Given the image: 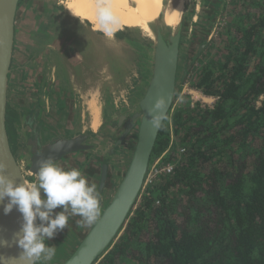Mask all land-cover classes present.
<instances>
[{
    "label": "trees",
    "instance_id": "obj_1",
    "mask_svg": "<svg viewBox=\"0 0 264 264\" xmlns=\"http://www.w3.org/2000/svg\"><path fill=\"white\" fill-rule=\"evenodd\" d=\"M245 14L231 60L204 63L190 82L218 101L192 108L188 97L169 113L152 159L172 131L174 173L148 188L96 264H264V7Z\"/></svg>",
    "mask_w": 264,
    "mask_h": 264
},
{
    "label": "rangeland",
    "instance_id": "obj_2",
    "mask_svg": "<svg viewBox=\"0 0 264 264\" xmlns=\"http://www.w3.org/2000/svg\"><path fill=\"white\" fill-rule=\"evenodd\" d=\"M65 1L21 0L16 21L17 39L16 48L14 49L20 52L22 36L30 34L34 37H39L32 46L33 57L37 53H40V55L44 54L47 58V63L45 67L44 65L40 67V64L34 63V72L39 67L41 70L44 69L48 72V74L57 73L60 76L64 73V58L68 57L62 52L64 45L67 46L66 51L69 46V43H64L67 38L65 36L73 35L75 38V29L79 34H88V89H91L92 83L101 84L100 93L104 103L106 102L105 125L98 132L99 134L97 133L98 135L91 132L85 133V135L89 136L86 144H93V149L68 155L57 164L65 168V170L78 168L85 174L90 183L97 185V181L93 180L91 176L94 170L88 168V173H86V167L90 165L97 168L98 165L100 170L102 169V162L108 157L107 149L114 146V143H116L125 129V123L131 120L132 115L135 113V108L144 92L143 80L145 76L143 74L149 66L152 40L154 39L149 25L153 24V21L160 16L164 0H133L137 5V10L130 6H111L112 14L118 21L112 28L111 34L101 30L96 19L97 11L88 12V24H82L79 21L82 19H75L72 16L71 10L67 7ZM123 1L128 2V0ZM98 2L100 5H104L101 0H98ZM260 7H264V0H184L182 10L184 11V23L180 50L181 66L178 74L177 97L171 113L181 103H186L189 96H184L185 94H183L184 83L192 81L194 74H197L204 63L212 59H216L219 63L231 60V54L228 55V49L230 50V47L237 49L238 40L240 39L234 25L238 27L242 23L240 18L245 17V13L251 14L250 16L252 17V13H255ZM203 9H205V12L202 13ZM235 9L236 12H234ZM170 11H172L171 1L166 13L167 26L171 24L169 19ZM230 25L232 31L228 34L227 27ZM60 31L62 34H59ZM173 31V28L165 30L169 34ZM229 43L232 46L229 47ZM47 44L49 47L52 45V47L47 48ZM94 44L95 47L96 44L99 46V51H94ZM60 49L62 55L59 54ZM236 52L233 49L232 53ZM60 56L62 62H60ZM17 58L21 60L20 57L17 56ZM18 69L24 71L25 67L20 66ZM185 72L187 77L182 84L181 77ZM102 77L104 79H101ZM61 79L63 82L64 79ZM64 86L68 88L67 85ZM9 116L11 115L9 114ZM9 116L8 118H11ZM122 116L125 119L122 125H119L120 117ZM9 125L10 139L14 141L15 145L17 144L18 136L16 131L13 132L12 124L9 123ZM81 134L69 132L67 135L61 134L60 137L61 139H69L81 136ZM57 139L53 138V140ZM137 140L138 127L134 128L124 143L116 149L114 157H110L108 166H111V171L115 173V176H111L108 182L109 189H105L106 195L102 197L104 205L110 202L112 197L108 191L111 190L112 195L125 175ZM15 151V154H18L16 147ZM156 159H152L151 163L153 164ZM29 161L30 158L20 162L32 181L35 176L29 173L27 165ZM148 187L149 185H144L145 195ZM144 192L138 203L145 197ZM107 195L108 198L106 197ZM56 211H59V209ZM79 219V217H72L69 220V228H65L54 239L47 241L50 246L57 248L56 256L51 263L57 261L59 257H63L60 255L61 253L66 256L71 254L90 229L77 227L76 221Z\"/></svg>",
    "mask_w": 264,
    "mask_h": 264
},
{
    "label": "water",
    "instance_id": "obj_3",
    "mask_svg": "<svg viewBox=\"0 0 264 264\" xmlns=\"http://www.w3.org/2000/svg\"><path fill=\"white\" fill-rule=\"evenodd\" d=\"M21 0H0V164L5 166L4 175L17 184L31 181L23 164L16 156L8 131V90L9 76L12 68L14 47L16 43V21ZM182 42V27L174 29L170 34L158 33L153 51L151 77L131 120L126 122L124 131L120 134L114 146L109 150L103 164L102 180L99 188L100 196L106 187L108 177V160L115 154L130 132L138 127V140L131 161L110 202L101 203V215L97 223L90 227L76 249L69 255H62L51 264H96L106 255L116 243L129 217L132 215L143 191L145 179L151 164L154 149L160 131L152 128L150 110L160 99L166 106L161 114H165L164 123L172 110L178 91L179 59ZM187 73L181 77V83L186 81ZM125 117H120L122 125ZM34 129V137L28 145L30 161L27 163L29 173L35 176L39 161L49 156L59 163L66 156L94 148L86 144L88 135L75 138L58 139L51 143H43L39 128L29 123ZM63 145L57 151L58 145ZM7 200L0 202V241H7V246L0 245V264H14L12 258H17L21 249L15 244V234L20 230L21 214L13 209L3 214V206Z\"/></svg>",
    "mask_w": 264,
    "mask_h": 264
},
{
    "label": "crops",
    "instance_id": "obj_4",
    "mask_svg": "<svg viewBox=\"0 0 264 264\" xmlns=\"http://www.w3.org/2000/svg\"><path fill=\"white\" fill-rule=\"evenodd\" d=\"M83 6H80L77 10L78 14L72 16L75 19H82L79 20L82 24H88V3ZM74 31L76 32L75 40L72 38L73 35L65 36L67 38L66 42L64 40V43H69V46L66 51L67 46L64 45L62 52L68 57L64 58V73L60 76L57 73L48 74V72L44 69L41 70L39 67L34 72V63L40 64V67L43 65L45 67L47 63V58L44 54L35 53L36 55L33 57L32 46L34 41L39 37H34L30 34L22 36L20 52L14 49L12 68L9 76L8 116L10 114L11 116L9 117L11 118H8V125L9 123L12 124L13 132L16 131L18 136L17 144L14 145V141L12 140V146L13 150H15V147L18 150L16 156L20 159L19 161L29 160L30 158V148L27 144L34 137V129L29 124L30 122H33L39 128L44 144L54 141L53 138L61 139V134L67 135L69 132L82 134L91 132L97 134L105 125L106 102L104 103V99L100 93L101 84L92 83L91 89H88V34H79L76 29ZM46 47L50 48L52 45ZM93 49H95L94 51L100 50L97 44L96 47L94 44ZM59 54L62 55L61 49L59 50ZM17 56L21 60L23 59V61L21 62ZM60 62H62L61 56ZM180 64L181 61L179 59V70ZM20 66L25 67L24 71L18 69ZM150 68L151 64L143 74L145 76L143 80L144 92L151 77ZM61 78L64 79L63 82ZM101 79L104 78L102 77ZM64 85H67L68 88ZM94 92L97 93L95 96L93 95ZM90 101L92 104H95L97 110L99 109L98 115L100 120L98 123L100 124L93 126L96 128L92 127L94 112L92 114L91 111L95 107L91 105ZM88 104H90L91 108ZM102 144L104 145V143ZM110 149H107L108 152ZM92 162L95 163L94 161ZM88 168L94 170L91 176L98 184L100 168L98 165V169L88 165L85 170L86 173H88ZM112 175L115 176V173L111 171L110 166L108 182ZM108 189L107 186L106 190ZM108 192L110 196H113L114 193L111 195V190Z\"/></svg>",
    "mask_w": 264,
    "mask_h": 264
},
{
    "label": "clouds",
    "instance_id": "obj_5",
    "mask_svg": "<svg viewBox=\"0 0 264 264\" xmlns=\"http://www.w3.org/2000/svg\"><path fill=\"white\" fill-rule=\"evenodd\" d=\"M96 19L101 30L108 34L118 23L110 7L104 5L98 6ZM165 106V100L160 99L150 110V124L157 131L164 125L165 114L161 113ZM62 148L61 144L56 150ZM5 171V166L0 164V202L7 200L3 214L8 215L15 209L22 218L20 230L14 237L22 251L11 259L14 264H51L57 248L47 241L69 228L72 217L80 218L76 221L79 228H90L100 218L98 187L78 168L65 170L49 156L39 161L35 179L21 184L4 175ZM0 245L7 246V241H0Z\"/></svg>",
    "mask_w": 264,
    "mask_h": 264
},
{
    "label": "bare ground",
    "instance_id": "obj_6",
    "mask_svg": "<svg viewBox=\"0 0 264 264\" xmlns=\"http://www.w3.org/2000/svg\"><path fill=\"white\" fill-rule=\"evenodd\" d=\"M104 3V6L110 7V9H112L111 6H130L133 7L134 9L137 10V5L135 4V2L133 0H128L127 1H120V0H101ZM172 4V11H170V16L169 19L171 21V24L169 26L166 25V13L168 10V6L170 4ZM156 2V1H155ZM67 7L71 10V14L72 15H76L78 14L77 10L79 9L80 6H83L85 4L88 3V12L90 11H97L98 6H100V3L98 2V0H66L65 1ZM162 9H161V14L160 16L155 19L153 21V24H150V30L153 34L154 39L152 40V49H151V57L149 59V66L151 64L152 66V57H153V51L155 49L156 46V40H157V35L158 33H163L167 28H173V29H178L180 27L183 26L184 23V11L183 7H184V0H164V3L162 5ZM78 7V8H76ZM85 7V6H83ZM82 8V7H81ZM85 9V8H84ZM80 13V12H79ZM95 94H97L96 92H94V96ZM91 103V101H90ZM90 104H88L89 106ZM91 105L93 106V104L91 103ZM91 108V106H89ZM95 108L93 109L92 114V118H93V126H98V123L100 118L98 115V110L97 107L94 106ZM89 108V109H90ZM91 120V119H90ZM91 122V121H90ZM92 123V122H91ZM96 128V127H93ZM108 162H110V160H108Z\"/></svg>",
    "mask_w": 264,
    "mask_h": 264
},
{
    "label": "built area",
    "instance_id": "obj_7",
    "mask_svg": "<svg viewBox=\"0 0 264 264\" xmlns=\"http://www.w3.org/2000/svg\"><path fill=\"white\" fill-rule=\"evenodd\" d=\"M190 82L191 81H188V83L186 82L184 83L185 88L183 91V94H185L184 96H189L191 100L190 106L192 108H195L196 105L200 103L202 109L204 108L212 109L215 103L218 101V97L205 95L201 90L191 87ZM263 100H264V96L260 97L258 104L260 105L261 101ZM174 145H175V138H174L173 132L171 131V141H170V146L168 148V151H166L165 154L157 157L156 161L153 164L151 163L149 166V170H148V173L145 179V184H144V185H149L148 188L158 183L161 179L168 177L174 173L175 165L170 162L166 163L164 160V157L172 151ZM143 192H144V189L142 191V194ZM142 194L140 197L143 196ZM144 195H145V192H144Z\"/></svg>",
    "mask_w": 264,
    "mask_h": 264
},
{
    "label": "flooded vegetation",
    "instance_id": "obj_8",
    "mask_svg": "<svg viewBox=\"0 0 264 264\" xmlns=\"http://www.w3.org/2000/svg\"><path fill=\"white\" fill-rule=\"evenodd\" d=\"M59 34H62V32L60 31L59 32ZM72 38L75 40V38H74V36H72ZM41 137H42V135H41ZM58 140V139H57ZM54 141H56V140H54ZM54 141H51V142H54ZM50 142V143H51ZM115 144V143H114ZM118 148V147H117ZM116 148V149H117ZM81 152H83V151H81ZM79 153V152H78ZM75 154V153H74ZM71 155H73V154H71ZM106 161V160H105ZM104 161V162H105ZM104 162H102V164H104ZM89 164V163H88ZM102 169L100 170V178H99V182H98V184H97V187H98V190H99V188H100V185H101V180H102V170H103V165H102V167H101ZM108 174H109V168H108ZM108 186V177H107V180H106V187ZM106 187L104 188V192H103V194L101 195V203L102 202H104L103 201V199H102V197H103V195H106L105 193H106ZM115 193V192H114ZM107 198H108V195L106 196ZM102 207V206H101Z\"/></svg>",
    "mask_w": 264,
    "mask_h": 264
}]
</instances>
